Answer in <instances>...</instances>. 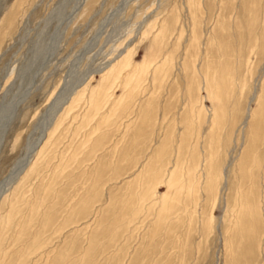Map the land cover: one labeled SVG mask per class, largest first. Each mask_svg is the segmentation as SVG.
Returning <instances> with one entry per match:
<instances>
[{
  "label": "rangeland",
  "instance_id": "1",
  "mask_svg": "<svg viewBox=\"0 0 264 264\" xmlns=\"http://www.w3.org/2000/svg\"><path fill=\"white\" fill-rule=\"evenodd\" d=\"M123 2L0 0V264H264V0Z\"/></svg>",
  "mask_w": 264,
  "mask_h": 264
},
{
  "label": "bare ground",
  "instance_id": "2",
  "mask_svg": "<svg viewBox=\"0 0 264 264\" xmlns=\"http://www.w3.org/2000/svg\"><path fill=\"white\" fill-rule=\"evenodd\" d=\"M127 3H129V0H124V2L120 5V8L119 9H123L125 6H126V4ZM119 11V10H118ZM64 21V20H63ZM58 26V25H57ZM61 26V25H60ZM60 27H58L57 29H59ZM40 29V28H39ZM50 36V35H49ZM59 37V36H58ZM33 38V37H32ZM37 47V46H36ZM39 50V49H38ZM37 74V73H36ZM35 74V75H36ZM39 74V73H38ZM37 76V75H36ZM35 76V77H36ZM34 76H33V79L35 78ZM32 79V80H33ZM33 82V81H32ZM31 84V83H30ZM30 88H31V86H29V88L26 90V93L20 98V99H18V100H16L15 102H14V104L12 105V107H11V110H10V113H9V115L7 116V117H5L6 118V120L5 119H3V120H5L4 121V123L2 124V126H1V128H0V141H1V138L3 137V134L5 133V131L7 130V126L10 124V121H12L11 120V117H12V115H14V112H15V110L17 109V107H18V105H19V103L20 102H22L23 100L22 99H25V97H27V95H28V92H29V90H30ZM30 92H31V90H30ZM22 100V101H21ZM7 115V114H6ZM5 115V116H6ZM13 118V117H12ZM3 120H2V122H3ZM42 145V141H39V143H38V146H41ZM30 158H31V156H30V153H28L27 155H25V157L15 166V168H14V170H13V172H12V174L10 175V177H9V179L7 180V181H5L2 185H0V190H2L1 188L4 186V185H7V183L8 182H14V181H16L20 176H22L23 175V173H24V171H25V169H26V167H27V165L29 164V160H30ZM30 174V173H29ZM23 179V178H22ZM1 192V191H0Z\"/></svg>",
  "mask_w": 264,
  "mask_h": 264
}]
</instances>
